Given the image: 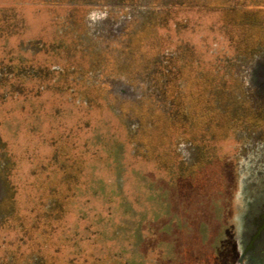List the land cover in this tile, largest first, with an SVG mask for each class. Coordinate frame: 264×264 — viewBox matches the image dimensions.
<instances>
[{
  "label": "rangeland",
  "instance_id": "1",
  "mask_svg": "<svg viewBox=\"0 0 264 264\" xmlns=\"http://www.w3.org/2000/svg\"><path fill=\"white\" fill-rule=\"evenodd\" d=\"M263 212L264 0H0V264H264Z\"/></svg>",
  "mask_w": 264,
  "mask_h": 264
},
{
  "label": "water",
  "instance_id": "2",
  "mask_svg": "<svg viewBox=\"0 0 264 264\" xmlns=\"http://www.w3.org/2000/svg\"><path fill=\"white\" fill-rule=\"evenodd\" d=\"M257 220H259V221L255 222V223L259 227H258V230L256 232V235L254 236L253 239H259V240L262 241L261 243H264V233H262V231L264 230V212H263V215L261 216V219L260 218L259 219L257 218Z\"/></svg>",
  "mask_w": 264,
  "mask_h": 264
}]
</instances>
